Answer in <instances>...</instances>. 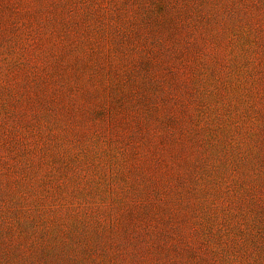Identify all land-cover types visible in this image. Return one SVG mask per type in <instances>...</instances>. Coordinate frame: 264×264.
Instances as JSON below:
<instances>
[{
    "label": "rangeland",
    "instance_id": "obj_1",
    "mask_svg": "<svg viewBox=\"0 0 264 264\" xmlns=\"http://www.w3.org/2000/svg\"><path fill=\"white\" fill-rule=\"evenodd\" d=\"M0 264H264V0H0Z\"/></svg>",
    "mask_w": 264,
    "mask_h": 264
}]
</instances>
